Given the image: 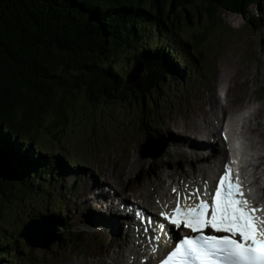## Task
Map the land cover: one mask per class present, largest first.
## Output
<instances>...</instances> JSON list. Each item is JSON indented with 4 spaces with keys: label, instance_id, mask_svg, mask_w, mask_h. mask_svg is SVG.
<instances>
[{
    "label": "rangeland",
    "instance_id": "rangeland-1",
    "mask_svg": "<svg viewBox=\"0 0 264 264\" xmlns=\"http://www.w3.org/2000/svg\"><path fill=\"white\" fill-rule=\"evenodd\" d=\"M182 13L173 14L170 20H166L171 30L159 27L160 33L168 34L156 42L160 41L164 46L170 45L173 39L186 42L188 46L183 44V52L194 59L190 61L196 60V63L189 67L191 71L188 69L185 72V78L178 73L180 78L176 77L177 81L161 84L153 96L146 99L144 106L141 101L127 97L114 104L102 103L94 109L85 103L83 94L79 93L72 102V120L69 125H57L59 131L54 129L57 133L55 139L46 136L36 141L38 148H41L40 153L46 157V163L52 160L47 158L49 154L61 153L72 164L65 163L61 169L53 170L55 174L50 180L42 179L31 189L15 186L11 189L14 194L17 192L15 195L9 197L8 189L6 195L0 194V239L12 244L10 246L7 243L5 250L14 251L8 261L3 260V264H85L100 259L103 264L109 263L113 257L109 245L116 235L95 227L92 232L93 229L89 230L88 227L96 218V213H89V205L85 209L83 203V194L91 189V178L97 183L118 188L117 193L128 196L125 199L131 203L133 192L120 190L115 183L117 180L113 175L116 174L112 173L115 165L117 168L122 166L121 170L125 173L133 163L135 167H142H139L143 171L140 172L139 180L138 168L130 172L129 177H119L122 186L134 184V190L142 188L141 180L144 183L143 180H152L160 172L167 174L168 169L165 167L168 165L176 168L177 176L182 175L183 169L190 171L186 167L194 159L193 155L183 160L179 153L181 150L175 144L178 145V141L180 144L192 128H198V118L205 115L204 110L209 109L212 102L217 101L215 92L220 89L219 85L222 86L220 80L224 73L230 75L229 87L226 88L230 91L229 111H237L250 103L260 109L257 119L250 123L259 133L249 132L246 137H254L253 140L259 141L258 147L261 145L264 156V45L261 42L264 39V11L253 7L246 18L229 12H218L211 17L205 10L197 15L196 9L191 8L190 20ZM251 14L262 18L261 28L248 23ZM172 20L174 27L171 25ZM176 58L173 57L171 62L177 63ZM131 62L127 56H121L114 64L121 68L125 78L130 76L132 81L145 69L142 66L135 69ZM221 102L225 103L224 100ZM45 117L47 122H44V126L47 123L53 126V117ZM219 130L216 132L218 138ZM159 139L162 140L161 144L156 143ZM173 139L176 142H172ZM165 141L169 147L167 150L163 145ZM185 152L182 149V154ZM210 162L206 164L213 165L217 161L213 159ZM156 164H162L163 168L155 174ZM261 167H264V160ZM260 183L263 184L262 181ZM71 185L75 186V191L68 190ZM97 189L94 187L92 191ZM59 192L61 195L57 198ZM50 210L60 212L65 226L86 230L80 244L73 247L65 244L68 240L66 233L62 239L56 238L51 231L54 223L50 218ZM20 232V236L27 232L30 234L32 240L29 245L33 248L19 238ZM125 237L126 234L121 233L118 236L119 240H125ZM61 241L68 247H59Z\"/></svg>",
    "mask_w": 264,
    "mask_h": 264
},
{
    "label": "trees",
    "instance_id": "trees-1",
    "mask_svg": "<svg viewBox=\"0 0 264 264\" xmlns=\"http://www.w3.org/2000/svg\"><path fill=\"white\" fill-rule=\"evenodd\" d=\"M253 7L264 11V0H0V194L8 189L10 197L15 186L31 189L53 174L36 141L55 139L56 126L69 125L79 93L94 109L127 97L143 105L178 73L185 78L180 43L171 49L156 42L155 28L168 26L171 15L190 20L194 8L246 18ZM248 21L263 26L254 14ZM121 56L145 69L133 83L114 64ZM45 116L53 126H44ZM7 243L0 239V264L14 252Z\"/></svg>",
    "mask_w": 264,
    "mask_h": 264
},
{
    "label": "snow or ice",
    "instance_id": "snow-or-ice-1",
    "mask_svg": "<svg viewBox=\"0 0 264 264\" xmlns=\"http://www.w3.org/2000/svg\"><path fill=\"white\" fill-rule=\"evenodd\" d=\"M224 167L215 190L208 192L206 186L203 196L209 199L200 198L195 204L176 207L177 218L165 217L177 228L183 224L193 233L201 234L183 238L161 264H191L192 261L204 264L214 256L229 264H264V220L257 219V209L243 198L239 179L233 178L227 164ZM176 191L174 188L173 192ZM200 196L197 190L190 198ZM161 216L165 214L161 212ZM205 229L226 235H204Z\"/></svg>",
    "mask_w": 264,
    "mask_h": 264
},
{
    "label": "bare ground",
    "instance_id": "bare-ground-1",
    "mask_svg": "<svg viewBox=\"0 0 264 264\" xmlns=\"http://www.w3.org/2000/svg\"><path fill=\"white\" fill-rule=\"evenodd\" d=\"M191 22V21H190ZM201 39V38H200ZM170 46V45H169ZM171 48V47H170ZM175 58L176 55L172 54L171 55V59ZM181 71V70H180ZM136 73V72H135ZM135 75V74H134ZM141 74L138 76L140 77ZM225 78V80H224ZM230 80V75L227 73H224L221 77L220 80V84L219 87L220 89H226L229 86L228 82ZM227 91L225 92L226 97H225V101L226 103H222L221 98L219 96H217V101L216 102H212L209 105V109L204 110L205 115H201V117H199V122L197 121L196 126L198 127L196 128H192L191 132L187 134V137H185V139H183L180 144L179 141L177 142L176 147H178V149H180L181 151L179 152L180 155L182 156V159L184 160L187 156V158L191 155H193L195 158L193 160L190 161V163L187 165L186 168H188L190 171H182V175L180 177L177 176V172H176V168H172V167H165L166 169H168L167 174H164L163 172H160V170L162 171V164H156L155 168H154V173H159V175L157 177H155L152 180H143L144 183L142 182V180L140 181V183L142 184V188L140 189H136L134 190V184H128L127 186H122L120 184V176H128L129 177V173H133L137 168L139 169V167H135L134 163L131 165V168L129 169V171L127 173L123 172L122 166L120 167H114V171L112 173H115V175H113L117 182H115L119 187L120 190H129L133 192V196L134 199L133 201H135V203H138V205H141L143 208H145L146 210L150 211L151 213H154V211L157 209V207L159 209L161 208H166L170 205L171 200L173 199L174 196H176V194L172 195V191L175 188L178 191H183L186 190V187L189 185H198V183L200 182V178H202L203 180H206V182L210 181L213 176L216 174L217 170H219L222 167V162H219L217 164H213V165H207L206 162L207 160L210 158V156L207 155H203V153H200L196 150L195 148V143H200V144H206L208 147H211V143H210V137H214L216 134V131L219 128V123L224 121V117L226 115V111L228 110L229 107V92L228 89H226ZM250 105V104H249ZM260 109L258 108H252V110L250 111L249 115L247 117L244 118V129L246 127V133H259V130L256 128H252L250 126V123L252 120H256L257 116L259 115ZM246 122H248V127L246 125ZM195 123V121H194ZM223 130V128H222ZM221 130V131H222ZM220 131V133H221ZM204 136H208V139H203L202 137ZM260 136V134H259ZM251 139V138H250ZM178 140V139H177ZM185 141H188V143H186ZM161 141L158 140L156 143L159 144ZM172 142H176V139H173ZM182 144V145H181ZM184 144V145H183ZM260 144V143H259ZM182 149L185 152V154H182ZM253 150V149H252ZM226 154V149L224 148L222 151L218 150V155L223 156ZM40 156V155H39ZM65 157V155H63ZM253 157H256V159L254 161H261V165H263V160H264V156H262L261 154H259L258 152H255ZM68 159V158H67ZM208 163V162H207ZM142 168V167H141ZM261 166H258L257 170L260 169ZM180 169H182V167H180ZM126 170V169H125ZM139 174H138V180L140 178V172H143L142 169H139ZM221 170V169H220ZM256 170V171H257ZM53 171V170H52ZM123 172V173H121ZM198 172V173H197ZM121 173V174H120ZM195 173L199 174L198 177H194L192 175H194ZM183 177H185V181L183 180ZM245 177H247L250 181H253V175L247 174L245 175ZM145 178V177H144ZM252 180H251V179ZM92 180V184H91V189H89V196H87L84 200V204H85V209L86 207L89 205L88 210L91 209V202L96 199V196H92V188L96 185V180L94 178H91ZM119 180V181H118ZM258 179H255V183H257ZM139 184V183H138ZM153 185V186H151ZM151 186V187H149ZM112 189H115V191L118 192V188H115L114 186H112ZM143 189V191H142ZM262 189V187H261ZM259 190V193L262 190ZM258 192V191H257ZM263 192H264V188H263ZM107 196V194L102 192V195H100L101 198H105ZM259 200L264 202L263 196L259 195ZM128 198V196L126 197ZM106 202V201H105ZM121 204H124V201L122 200L119 203V206ZM130 204H127V206ZM104 208H108V211H110V213H114L115 216L122 218V219H126L127 221H131L132 218L124 215V217H122V213L119 212V210H116L115 205H112L110 207H104ZM90 213V212H89ZM96 218H94L92 225H99L101 226V222L106 225L107 220L104 219L101 214H95L94 215ZM93 217V216H92ZM122 219H120L119 222H122ZM90 222V221H89ZM116 227L119 226L117 224H115ZM97 226V227H99ZM39 228V227H38ZM118 229V228H117ZM40 230V228H39ZM39 232V231H37ZM117 232V231H115ZM132 241H130V235L126 236V239L123 240L122 242H120L119 240L114 241L112 240V242L109 245L110 250L113 251V257L112 260L107 263V264H140V261L142 258L146 257V253L145 251L140 252V249L134 244L135 241H133V246L130 245ZM127 254H129V258L126 259ZM103 264V260H92V261H87L85 264Z\"/></svg>",
    "mask_w": 264,
    "mask_h": 264
},
{
    "label": "water",
    "instance_id": "water-1",
    "mask_svg": "<svg viewBox=\"0 0 264 264\" xmlns=\"http://www.w3.org/2000/svg\"><path fill=\"white\" fill-rule=\"evenodd\" d=\"M262 44L264 45V39H262ZM142 66V64H138L135 69H138V67ZM143 67V66H142ZM143 70H144V67H143ZM135 73V72H134ZM140 75V73H138V75L136 76V78L134 80H130V76H128L127 80H128V83H133L134 81H136L137 78H139L138 76ZM36 227V226H35ZM21 237L25 238L26 241H28L27 243H30L31 240H32V237L30 236V234L27 232L25 234H23ZM53 241V240H52Z\"/></svg>",
    "mask_w": 264,
    "mask_h": 264
}]
</instances>
